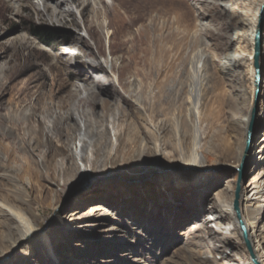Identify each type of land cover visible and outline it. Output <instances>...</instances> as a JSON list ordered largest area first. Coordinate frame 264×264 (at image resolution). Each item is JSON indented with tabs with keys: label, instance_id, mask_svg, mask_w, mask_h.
Wrapping results in <instances>:
<instances>
[{
	"label": "rangeland",
	"instance_id": "obj_1",
	"mask_svg": "<svg viewBox=\"0 0 264 264\" xmlns=\"http://www.w3.org/2000/svg\"><path fill=\"white\" fill-rule=\"evenodd\" d=\"M16 1L0 0V87L3 96L9 101L22 99L27 111L37 97L49 102V92L55 93L57 103L68 102L77 129L70 137L66 135L65 142L69 154H75L81 169L67 180L55 181L46 177L40 183L39 188L44 187L41 193L35 191L27 175L15 182L13 176L17 172L4 164L0 154L3 209L0 212V264H254L240 227L232 219H224L221 225L214 223L218 229L211 225L206 229L203 225L198 232L190 231L197 222L211 221L212 217L218 220L222 215L217 208L220 201L234 204L240 173V165L234 157L243 146V120L248 115L252 95L248 57L251 45L244 40L233 45L228 43L231 37L239 38L247 33L251 24L249 19L257 12L261 0H240L232 4L230 18L217 13L215 19L205 21L203 32L197 27L195 16L206 8L196 0H190L185 16L176 19L175 23L163 18H144L137 12L110 10L102 14L106 31L98 33V51L93 59L81 54L76 47L94 51V45L83 30L81 16L84 6L100 10V5L93 4V0H60V5L55 8L61 10L65 3L64 7L69 11H63L56 19L40 17L43 0ZM54 1L48 0L52 8L56 6ZM222 8L227 10V7ZM263 14L264 8H261L260 21ZM125 21L128 24L122 28ZM215 31L221 32L223 37L216 36ZM125 32L144 42V48L139 52L140 58L134 50L132 58L127 59L131 64L121 73L124 84L113 79L87 83L77 77L90 68L92 79L98 70L111 77L114 64L118 57L120 60L125 58V52L119 49L104 53L107 51L106 36L115 44ZM199 46L207 48L212 57L210 88L204 90L199 86L200 138L197 147L204 167L192 168L188 175L181 176L178 172L183 170L176 165L181 155L171 145L169 137L146 138L148 150L145 153L118 156L112 161H118L116 164L109 159L114 156L117 146L114 140L110 156L106 154L108 148L105 146L99 150L94 148L96 136L91 130L95 117L92 111L103 112L97 104L93 108L88 105L91 97L87 96L86 90L102 95L114 90L138 108L125 86L127 83L128 87L137 85L143 90L149 89L147 98H151L152 105L162 100V94H172L167 85L173 83L178 86L177 94L185 101L181 106V121L182 130H187V98L193 91L188 79L193 69L190 58ZM229 50L241 58L240 66L232 75L225 73L221 62L214 61H220ZM157 52L159 57H156ZM143 56L147 60L142 59ZM75 90V96H69ZM260 98L264 103V89ZM59 112L58 108H53L48 116L45 115V129L50 128ZM167 112L170 120L171 111L168 109ZM137 122L142 124L140 119ZM111 125L109 122L107 128L109 137L114 139L117 127L114 129ZM263 128L264 125L258 131L257 139L264 137ZM29 155L36 161L43 158L40 150ZM82 158H86L84 165ZM57 159L61 161L62 157ZM247 169L243 171L241 190L248 191L254 198L257 194L253 180L263 172L264 159L253 158ZM260 184L264 185L262 181ZM21 185L27 188L33 201L31 210L23 201ZM48 189L52 190L50 194ZM40 193L42 197L38 198ZM100 204L109 209L110 216H100L102 212L96 211V217H90ZM20 210L30 216L34 230L18 241L21 225L12 222L7 214ZM261 216L264 220V210ZM36 231L40 233L36 234ZM205 234L207 238L210 235L217 237L221 247L201 246L206 237L200 239L196 235Z\"/></svg>",
	"mask_w": 264,
	"mask_h": 264
},
{
	"label": "bare ground",
	"instance_id": "obj_2",
	"mask_svg": "<svg viewBox=\"0 0 264 264\" xmlns=\"http://www.w3.org/2000/svg\"><path fill=\"white\" fill-rule=\"evenodd\" d=\"M196 1L200 4H203L206 8V10L203 12H197L195 16L197 27L203 32L206 30V20L211 18L215 19L217 13L223 14L224 16L230 18L233 11L232 4L239 3L240 0H231V2H226L224 0ZM95 2L100 5V10H98V8H92L91 6H84L81 16L83 30L94 45V51H90L86 47H83V49L76 47V49L79 50L81 54L88 56L90 59H93L98 51L96 46L98 33L101 32L104 34L106 31V25L105 23H102L103 13L114 9H120L141 13L143 14L144 18H149L152 20L163 18L175 23L176 19L185 16V13L187 12L190 5V0L92 1L93 4H95ZM53 3L56 4L54 8L48 4V0H43V9L39 10V15L41 18L48 16L50 18L54 17L57 19L60 17L63 11H69L68 8L64 7L66 5L65 3L61 5V10H57V8H55L60 5V0H56ZM263 4L264 0H261L257 12L249 19L251 24L248 25V31L250 33L247 31V33L241 34L239 38L231 37L228 43V45H233L237 41L244 40L251 45V47H249L250 56L248 57L250 61V73L252 77V95L249 102L248 115L243 120L245 125L243 146L234 158L240 165L239 179L237 182V185L240 182L239 214L245 225L253 252L259 264H264V220L261 216V213H263L264 210V185L262 186L260 184V181L264 183V170L253 180V185L256 189L255 194H257L254 198L249 195L248 191L241 190V182L243 171L244 169L245 171H248L247 167L253 161V158L258 156L264 159V137H261L260 139L256 138L258 131L264 125V103H262L260 100L261 98L258 102L253 125L251 128H249L250 111L254 105V91L256 87L255 75L256 70L258 69L259 75L261 76L259 84L260 96L262 89H264V31H262V27L264 26V14L263 20L260 21V12ZM222 7H227V10H224ZM235 19L237 18L235 17ZM126 24H128L127 21L123 23L122 28L125 27ZM259 30L260 32L258 33L257 31ZM197 31H199V29H197ZM257 33L261 35L262 45L259 56V64L256 67L255 40ZM127 34L128 36H126ZM215 34H217L216 36L221 35L223 37L221 32L215 31ZM76 40L79 43H82L80 42V39L77 38ZM106 41L107 51H104V53L121 49L123 53L125 52V58L120 60V57H118L119 60H117L113 66L114 69L112 70L114 71V74L111 77L105 75L102 70H98V73L94 74L92 79V76L90 77V72L92 71L91 68L83 70V74H77V77L81 78L84 82H110V80L113 79L119 84L123 83L121 80V73L125 68H129L131 64V62L128 63L127 59L133 55L134 50L137 51L136 56L140 58L139 52H142L144 48V42L134 39L130 32H125L122 39H116L115 44H112L111 42L113 41L107 39V36ZM159 55L160 53L157 52L156 57H159ZM142 59L147 60L146 56H143ZM240 60L241 58L238 55H234L229 50V52L226 53V55H224L220 61H214L221 62L224 66L225 73L232 75L236 73V68L240 66ZM211 61L212 57L209 54L207 48H203L201 46H199L197 50H195L191 55L190 62L193 64V69L190 72L188 79L191 83L190 87H193V91L187 98V130H182L181 121V106L185 101L180 95L177 94L178 86L173 85V83L167 85V90H172V94L169 92L164 94L161 93L163 96L162 100H158V102H156L157 104L153 103L154 105H152L153 101L149 100L151 98H147L149 89L143 90L139 86L137 87V85H131L128 87L129 83H127L125 86H127V90L130 93V96L134 98L135 105L138 108H135L126 97H123L120 93L114 90H112L113 92L105 95L99 94L95 91L86 90L87 96L91 97L88 105L92 106L93 108L94 105L97 104L103 112V114H99L98 112L96 113L92 111V114L95 117V124L91 130V133L96 136L93 145L94 148L99 150L102 146H105L108 148L106 154L110 156L112 155L111 145L115 141L117 146L115 153H113L114 156L109 158L112 162L118 156L125 157L132 153H137V156H139L145 153L148 150V142L146 141V138L151 140L152 138L168 139L169 137L171 145L174 146V149H176L179 155H181L180 162L176 164L180 170H183L178 172L181 173V176L188 175V172L193 170L192 168L204 167V162L199 155L197 147L199 146L198 141L200 138L199 86H201L204 90L210 88L209 82L211 79V72L209 70V65ZM109 62L111 63L110 66H112V61H109L108 57V63ZM94 63L98 67L97 62ZM2 90L3 89L0 87V154L4 157V164L8 165L11 169L17 172V174L13 176L14 181L18 182L20 179H23V175H27L30 178L32 187L36 189L35 191L41 192L44 191V187L40 189L39 187L42 186L40 183L46 177H52V179L55 181H60L61 178L67 180L68 177H71L78 170H80L81 167L77 162L75 154H69L70 151L66 145L67 141L65 142L66 135H69L68 137H70V134L77 129L76 120L73 116V109L70 108L68 102L57 103L54 98L55 93L49 92L47 94L49 102H44L42 97H37L35 100L31 101L30 110L27 111L24 104L25 102L22 99L17 98L10 101L6 100L3 96ZM75 94L76 90L69 93V96L74 97ZM76 101L78 105L79 98H77ZM53 108H58L61 112L56 114L55 120L52 122L50 128L45 129L43 118L45 115L48 116V114L52 112ZM74 108V110H76L77 114L79 115L77 106ZM168 109L171 111L170 120L167 116ZM142 112H144V114ZM155 116L158 117L155 118ZM137 119H140L142 124H138ZM107 122H110L115 127L114 129L117 127L116 132H114L115 134H113L115 135V137H113L114 139H112L111 136L109 137ZM24 123L26 125H23ZM155 148L157 151L160 148L158 143L156 144ZM38 150H40L41 155H43L41 161H36L29 155L30 153L37 152ZM59 156L62 157L61 161L57 159ZM85 161L86 158H82V165H84ZM117 162L112 163L116 164ZM5 172H8L7 168H5ZM21 186L22 192L24 193L23 201L28 205V210H31L33 208V201L28 194L27 188L24 185ZM259 186H262L263 188L259 190ZM51 191L52 190L48 189V194H50ZM41 193L38 195V198L42 197ZM47 199L48 198L46 197V200ZM1 205L2 204L0 202V212H3ZM217 208L222 212V215L219 216L218 220L214 219L207 222L203 221V223L197 222L194 224L195 227L190 232H198L200 229H203V225L205 228L207 227L206 229H208L209 225L212 224L211 227L214 228V223L221 225L220 222H223L224 219L227 218L232 219L235 224L237 223L239 225L237 212L235 211L233 203L226 204L225 202L220 201V203L217 205ZM96 211L102 212L100 216H110L111 213L106 206L100 204L97 206V208L93 209V213L90 215V217H96V214H94ZM16 212L17 213L14 212V214L9 212L7 215L10 217L12 222H17L19 225H21L20 229H22V233L17 239L19 241L26 238L28 232L34 230V226L31 224L30 216L25 214L26 212L21 210ZM32 213L35 215V210H32ZM197 217L199 219L200 215H197ZM235 228H237V226ZM36 232V234L40 233L39 231ZM205 232L207 234L211 233L210 231ZM241 233L243 235L242 230ZM207 234L201 236L196 235V237L204 239ZM43 236H46V234ZM202 241L204 243L201 242L200 245L204 247H209L212 249L221 247L217 244L220 242V240L212 235H210L208 238L206 237V239Z\"/></svg>",
	"mask_w": 264,
	"mask_h": 264
},
{
	"label": "water",
	"instance_id": "obj_3",
	"mask_svg": "<svg viewBox=\"0 0 264 264\" xmlns=\"http://www.w3.org/2000/svg\"><path fill=\"white\" fill-rule=\"evenodd\" d=\"M264 8V4L262 5V10ZM258 33L260 32L257 31ZM256 35V40H255V66L257 67V65L259 64V56H260V52H261V45H262V42H261V35L258 34ZM260 79H261V76L259 75V69L256 70V75H255V91H254V105L252 106L251 108V111H250V122H249V128L252 127L253 125V122H254V119H255V116H256V112H257V106H258V102H259V99H260ZM239 197H240V182L238 183L237 185V188H236V192H235V200H234V208H235V211L237 212V217H238V222H239V225H240V228L243 232V237H244V240L246 242V245H247V248L250 252V255H251V258H252V261L254 262V264H259L254 252H253V248H252V245H251V242L248 238V234L246 232V229H245V225L242 221V219L240 218V212H239Z\"/></svg>",
	"mask_w": 264,
	"mask_h": 264
}]
</instances>
